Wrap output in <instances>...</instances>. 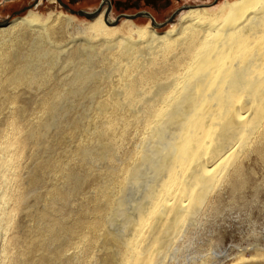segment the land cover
I'll return each mask as SVG.
<instances>
[{"label": "bare ground", "instance_id": "bare-ground-1", "mask_svg": "<svg viewBox=\"0 0 264 264\" xmlns=\"http://www.w3.org/2000/svg\"><path fill=\"white\" fill-rule=\"evenodd\" d=\"M107 6L0 25V264H183L205 235L189 264H264L220 249L264 191V0L164 31Z\"/></svg>", "mask_w": 264, "mask_h": 264}, {"label": "rangeland", "instance_id": "rangeland-1", "mask_svg": "<svg viewBox=\"0 0 264 264\" xmlns=\"http://www.w3.org/2000/svg\"><path fill=\"white\" fill-rule=\"evenodd\" d=\"M63 1L70 4L69 6L76 10L78 9L93 10L100 4L102 0H78V1H75L74 3H69L68 0H63ZM120 1H124L129 4L130 3L134 4L137 1L138 7H135L134 5H129L131 7H128V8L122 7L121 9H117L115 5L113 4L111 14L112 16H114V18L116 15H118L121 12L135 13L139 10H148L154 15L157 21L161 22V21H164L174 10H176L177 8L181 7L184 4H193V5H204L205 4V5L214 6V5H218L223 0H218L216 4H212L214 0H120ZM29 2H31V0H10V1L0 0V19L11 16L14 13V11L22 8L24 5L28 4ZM31 9H34L35 11L40 12L44 16H47L51 12L57 13L59 11H62L66 14L74 16V22L81 26H84V24L90 21V19L84 16L71 13L66 8H64L57 0H55L54 2L50 0H43L42 4L39 5L38 8L33 7ZM27 12L28 11H25L18 15L14 14L12 16V19L18 16H25ZM124 19L126 18H122L119 21L118 25L121 24ZM132 20L139 26H144L146 24H149V22L151 21L148 17H138ZM171 26H172V22L163 28H157V30L164 31V30L169 29ZM62 64L59 63L58 66L60 67L62 66ZM58 66L57 68H59ZM112 74H110V77ZM113 76L114 77L116 76V78L114 77L113 79L111 78L115 82L118 75L113 74ZM81 103L83 104V106L82 104H80L79 109L87 111L88 110L87 109L88 107L87 99L86 98L82 99ZM136 142H137V138L134 135L130 144L133 145ZM76 168H77L76 175L85 177L84 168L83 167L82 168L76 167ZM147 170L145 171L147 172ZM129 191L131 193V189H129ZM129 196L130 195L127 194V198ZM259 199L260 200L255 201L254 203H249V204L247 203L246 207L243 204L242 206L241 205L236 206L237 208L233 210L232 221L229 223L231 228L228 234L224 237L221 243L222 245L220 246V249L222 248V250H226L228 251V253H231L232 255L240 252L241 250H245L244 257H246V262L251 260L253 258L252 256L257 254V252L255 251L256 243L257 242H259L260 244L264 243V191H261ZM120 216L121 215L117 216L116 219L119 220L122 218L121 220H123V215L121 217ZM121 220L118 221L120 224L119 226H122L123 221L121 223ZM208 238L209 237L207 235H205V237L204 236L198 237L197 242L200 240L197 243L199 248L196 247L197 246L196 244V246L193 245V248L188 247L187 249H185L184 251L185 253L183 252L184 253L183 258L181 257L182 261H186V263H183V264H189L190 259H193V258L198 259L200 258L202 253L204 252L206 253V251H203V252L201 251V247L205 248L209 245ZM184 257H186V260H184Z\"/></svg>", "mask_w": 264, "mask_h": 264}, {"label": "water", "instance_id": "water-1", "mask_svg": "<svg viewBox=\"0 0 264 264\" xmlns=\"http://www.w3.org/2000/svg\"><path fill=\"white\" fill-rule=\"evenodd\" d=\"M59 3H61L64 7H66L68 9V11H70L71 13L73 14H77V15H81V16H84L88 19H92L94 18L96 15H98L102 9L104 8L105 4H106V1L108 0H102L100 2V4L93 10H85V9H73V8H69L68 5H66L65 3H63L61 0H58ZM110 2L107 4L108 6L106 7V10H105V18L106 20H108V16L109 14L112 12V8H113V4L115 3L117 9H119L120 5L123 4L122 1L120 0H109ZM218 2V0H214L212 2V4H216ZM38 1L33 3V4H30L20 10H17L15 11L11 16L7 17V18H3V19H0V25H5L7 24L8 22H10V20L12 19V16L14 14L18 15L20 13H23L25 11H28L29 9L35 7L37 5ZM193 4H184L182 5L181 7L177 8L176 10H174L164 21H157L156 18L154 17V15L148 11V10H139L135 13H125V12H121L119 13L118 15L115 16V18L112 20V24L116 25L119 23V21L122 19V18H128V19H136L138 17H148L152 24L156 27V28H163L165 27L166 25H168L169 23L173 22L176 17L178 16V14L187 9L189 6H192Z\"/></svg>", "mask_w": 264, "mask_h": 264}, {"label": "flooded vegetation", "instance_id": "flooded-vegetation-1", "mask_svg": "<svg viewBox=\"0 0 264 264\" xmlns=\"http://www.w3.org/2000/svg\"><path fill=\"white\" fill-rule=\"evenodd\" d=\"M6 1V0H5ZM7 1H10V0H7ZM38 1V3H37V5H36V7H38L39 5H41L42 4V2H43V0H31V2H29L28 4H26V5H24L22 8H24V7H26V6H28V5H30V4H33V3H35V2H37ZM42 1V2H41ZM51 1V0H50ZM55 1V0H54ZM53 1V2H54ZM58 1V0H57ZM63 3H65L66 5H70V4H68V3H66V2H64L63 0H61ZM69 1V3H74L75 1H78V0H68ZM110 1L108 0V1H106V4L105 5H107L108 3H109ZM123 2V4L122 5H120V7H119V9H121L122 7H125V8H128V7H131V6H129V5H134L135 7H137L138 6V4H137V2L136 3H134V4H132V3H127V2H124V1H122ZM39 4V5H38ZM61 4V3H60ZM62 5V4H61ZM114 5H115V3H114ZM63 6V5H62ZM64 7V6H63ZM115 7H116V5H115ZM22 8H20V9H22ZM64 8H66V7H64ZM69 8H71L70 6H69ZM117 8V7H116ZM20 9H18V10H20ZM67 9V8H66ZM68 10V9H67ZM17 11V10H16ZM15 12V11H14ZM111 14V13H110ZM112 15V14H111ZM114 18V17H113ZM150 23L152 24V22L150 21Z\"/></svg>", "mask_w": 264, "mask_h": 264}, {"label": "crops", "instance_id": "crops-1", "mask_svg": "<svg viewBox=\"0 0 264 264\" xmlns=\"http://www.w3.org/2000/svg\"><path fill=\"white\" fill-rule=\"evenodd\" d=\"M136 2H137V1H136ZM136 2H135V3H136ZM137 4H138V3H137ZM137 7H138V6H137Z\"/></svg>", "mask_w": 264, "mask_h": 264}]
</instances>
